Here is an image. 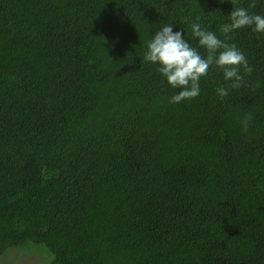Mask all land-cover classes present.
<instances>
[{
  "label": "trees",
  "instance_id": "16d2710c",
  "mask_svg": "<svg viewBox=\"0 0 264 264\" xmlns=\"http://www.w3.org/2000/svg\"><path fill=\"white\" fill-rule=\"evenodd\" d=\"M251 3L0 0V257L264 264V33L222 31ZM196 17L253 72L172 103L147 41L173 24L206 56Z\"/></svg>",
  "mask_w": 264,
  "mask_h": 264
},
{
  "label": "clouds",
  "instance_id": "9594fccd",
  "mask_svg": "<svg viewBox=\"0 0 264 264\" xmlns=\"http://www.w3.org/2000/svg\"><path fill=\"white\" fill-rule=\"evenodd\" d=\"M264 4V0H258ZM224 3V0H220ZM257 0L249 7H233L228 14L227 24L222 26L223 33L244 27L251 28L256 33H264V14L253 12ZM173 24H166L147 41L144 60L157 65V72L172 88L180 91L171 97L172 103L192 99L200 94V79L208 74L210 67L215 65L223 72V79L230 84L219 89L221 96H227L229 88L237 89L244 81L241 68L245 74H251L253 68L249 65L245 54L234 44L221 40L214 31L202 26L199 17L190 22L191 35L198 40L199 46L207 51L206 56L192 47L185 39L182 29L174 30ZM247 120H245V128Z\"/></svg>",
  "mask_w": 264,
  "mask_h": 264
},
{
  "label": "rangeland",
  "instance_id": "374dc122",
  "mask_svg": "<svg viewBox=\"0 0 264 264\" xmlns=\"http://www.w3.org/2000/svg\"><path fill=\"white\" fill-rule=\"evenodd\" d=\"M49 259V253L45 250L29 253L26 251L20 253L18 250H12L9 255L3 258L0 257V264H7L9 262L14 264H46L49 262Z\"/></svg>",
  "mask_w": 264,
  "mask_h": 264
}]
</instances>
